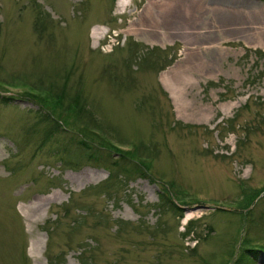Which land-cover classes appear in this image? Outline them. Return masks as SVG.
Here are the masks:
<instances>
[{
  "label": "rangeland",
  "instance_id": "374dc122",
  "mask_svg": "<svg viewBox=\"0 0 264 264\" xmlns=\"http://www.w3.org/2000/svg\"><path fill=\"white\" fill-rule=\"evenodd\" d=\"M251 248L264 264V0H0V264Z\"/></svg>",
  "mask_w": 264,
  "mask_h": 264
},
{
  "label": "trees",
  "instance_id": "16d2710c",
  "mask_svg": "<svg viewBox=\"0 0 264 264\" xmlns=\"http://www.w3.org/2000/svg\"><path fill=\"white\" fill-rule=\"evenodd\" d=\"M85 142L86 141L81 140L78 142V145H80L82 148L85 149V153H86V150L90 149L89 153H86L88 162L96 164L100 168H103L104 171L106 172V179L109 177L112 178L114 173H116L115 170L120 167V164L117 161L115 162V164L111 161H108L106 156L103 153H101L98 150L95 151V150L91 149V147ZM119 159H123V158L121 156H119V157H117V160H119ZM105 163H107L106 167H104ZM101 165H104V166L102 167ZM134 169L136 171L134 172L133 170H131L132 174L138 173L139 177H145V178L148 177L147 171H145L141 168L136 169L135 167H134ZM127 172H129V171H127ZM159 193H160V195H159L160 199H158V200L160 201V206H164L165 204H168L172 207V209L179 211V212L181 211V209L179 207H177L172 201H170L167 197L164 196V190H162ZM67 211H68L67 209H63L64 213H66ZM239 252H240L239 255L235 258V260L233 261L232 264H247V263H249L251 260L256 258L258 250L253 249V248L244 249V250L240 249ZM79 254H81V252Z\"/></svg>",
  "mask_w": 264,
  "mask_h": 264
},
{
  "label": "bare ground",
  "instance_id": "6f19581e",
  "mask_svg": "<svg viewBox=\"0 0 264 264\" xmlns=\"http://www.w3.org/2000/svg\"><path fill=\"white\" fill-rule=\"evenodd\" d=\"M127 1H128V0H127ZM121 2L124 3L125 0H121ZM171 97H172L173 99H174V97H175V98H178V96L176 95V92L173 93V95L171 94ZM38 207H39V206H38ZM38 207L31 208L30 210H31L32 212H34V211L38 210Z\"/></svg>",
  "mask_w": 264,
  "mask_h": 264
}]
</instances>
